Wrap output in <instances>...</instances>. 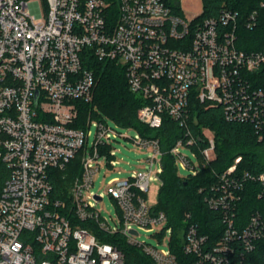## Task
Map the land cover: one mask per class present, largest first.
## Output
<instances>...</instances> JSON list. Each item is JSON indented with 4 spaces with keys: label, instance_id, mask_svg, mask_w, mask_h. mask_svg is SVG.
Instances as JSON below:
<instances>
[{
    "label": "built area",
    "instance_id": "built-area-1",
    "mask_svg": "<svg viewBox=\"0 0 264 264\" xmlns=\"http://www.w3.org/2000/svg\"><path fill=\"white\" fill-rule=\"evenodd\" d=\"M257 13L253 9L240 23V14L229 8L187 18L165 0H0V161L9 171L0 191V264H123V253L101 241L89 222L119 232L154 264H177L169 238L164 241L170 230L166 215L141 195L151 168L108 181L119 210L115 228L94 203L103 196L88 193L99 158L108 166L118 161L109 136L117 134L104 118L97 119L90 147L93 117L74 125L76 100L89 101L96 83L84 60L93 55L124 66L129 88L143 100L138 119L153 130L165 118L176 121L184 134L168 152L176 166L195 175L215 157V143L209 127L192 132L191 100L220 107L228 122L264 131V46L237 45L239 25H255ZM133 140L152 152L146 161L150 167L160 162L161 171L159 139L139 134ZM76 155L81 173L69 188V204L50 199V171L64 169ZM240 161L235 157L217 173L207 191V204L223 214L221 237L211 243L194 224L185 227L183 250L196 257L193 264H249L252 252H264V170L240 172ZM247 192L258 203L243 219L238 209ZM140 230L161 238L165 247L139 240Z\"/></svg>",
    "mask_w": 264,
    "mask_h": 264
},
{
    "label": "trees",
    "instance_id": "trees-1",
    "mask_svg": "<svg viewBox=\"0 0 264 264\" xmlns=\"http://www.w3.org/2000/svg\"><path fill=\"white\" fill-rule=\"evenodd\" d=\"M165 1L175 12L182 14L178 0ZM262 1L264 0H201L202 11L198 18L217 16L222 8H229L240 14L239 22L243 23L246 15L257 9L255 25H239L237 45L245 50L259 49L264 46V6H259ZM83 54L85 55V51ZM84 61L93 71L96 83L89 101L76 100L78 115L74 125L84 126L88 117L100 119L104 115L122 127L134 128L140 134L159 139L163 150L159 175L161 187L154 210L166 215L165 228H170L168 245L177 264H193L196 257L183 250L185 227L194 224L199 233L206 235L211 243L221 237L225 228L223 214L207 204V191L217 182L216 174L231 165L237 156L241 157L238 165L240 172L257 173L264 170V131L259 133L248 124L228 122L223 118L220 107L205 108L198 101L191 100L189 124L192 132L199 133L204 126L213 131L215 157L195 175L181 176L177 172L174 156L168 149L177 138L183 136L182 127L176 121L165 118L159 129L148 128L137 117V110L143 105V100L129 88L124 66L117 61L100 60L93 55ZM197 143L201 147L206 145V141L201 138H197ZM8 172L6 165L0 161V191ZM80 173V155H76L64 169H52L50 199L68 203L69 188ZM246 195L248 197H244L238 209V216L243 219L249 216L258 203L255 194L247 192ZM89 223L101 241L113 244L123 253V264H154L150 256L141 248L129 244L119 232L110 234ZM89 223L81 224L87 226ZM248 259L249 264H264V252L255 250Z\"/></svg>",
    "mask_w": 264,
    "mask_h": 264
},
{
    "label": "rangeland",
    "instance_id": "rangeland-1",
    "mask_svg": "<svg viewBox=\"0 0 264 264\" xmlns=\"http://www.w3.org/2000/svg\"><path fill=\"white\" fill-rule=\"evenodd\" d=\"M180 8L182 9L184 15L187 18H191L198 15L202 11L201 0H178ZM106 120L109 127H111L116 136L113 137L112 133L109 134L111 137V145L113 148V155L115 160L112 166L106 164V158L101 156L99 158L100 168L96 172L94 177L93 185L90 187L88 193H98L103 196L100 202H94L98 207L101 208L102 213L108 218L110 224L115 228L119 226L118 213L119 210L116 207L115 201L109 196L107 192L108 181L113 177H118L120 179L129 177L132 175L133 170H144L151 168L152 172L149 176V188L147 191L142 192L141 195L146 199L150 205H155L158 203V193L161 187V179L158 176L160 173V162L154 163L151 167L148 161H146L148 156H151L152 152L145 148L140 147L136 144L133 138L139 137V132L134 128L122 127L118 125L113 119L102 115ZM97 128V118H93L91 123L88 125L87 130L89 131L88 146H91V142L94 138ZM206 134H210L206 132ZM180 151L192 160H195L194 152L189 148H180ZM211 158H213V152H210ZM160 160V156L156 157ZM120 171V172H118ZM177 172L181 176L188 174V171L183 169V167L177 164ZM170 236V230L166 234L164 241ZM139 240L145 241L152 245H158L159 248L165 247L162 243H159L161 238L152 235L150 232H145L140 230Z\"/></svg>",
    "mask_w": 264,
    "mask_h": 264
},
{
    "label": "water",
    "instance_id": "water-1",
    "mask_svg": "<svg viewBox=\"0 0 264 264\" xmlns=\"http://www.w3.org/2000/svg\"><path fill=\"white\" fill-rule=\"evenodd\" d=\"M97 197V196H96ZM131 232H133V233H137V231L136 230H134V229H131Z\"/></svg>",
    "mask_w": 264,
    "mask_h": 264
}]
</instances>
